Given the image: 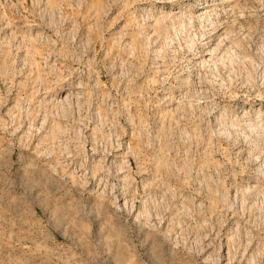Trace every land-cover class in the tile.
Masks as SVG:
<instances>
[{"label": "rangeland", "instance_id": "obj_1", "mask_svg": "<svg viewBox=\"0 0 264 264\" xmlns=\"http://www.w3.org/2000/svg\"><path fill=\"white\" fill-rule=\"evenodd\" d=\"M0 264H264V0H0Z\"/></svg>", "mask_w": 264, "mask_h": 264}, {"label": "bare ground", "instance_id": "obj_2", "mask_svg": "<svg viewBox=\"0 0 264 264\" xmlns=\"http://www.w3.org/2000/svg\"><path fill=\"white\" fill-rule=\"evenodd\" d=\"M205 8V7H204ZM215 15H217V13L215 14ZM212 14L211 13H205V14H202V15H198L196 18H197V20H199V21H202V22H210V20L212 19ZM214 29V28H213ZM216 30V29H215ZM224 64V63H223Z\"/></svg>", "mask_w": 264, "mask_h": 264}]
</instances>
